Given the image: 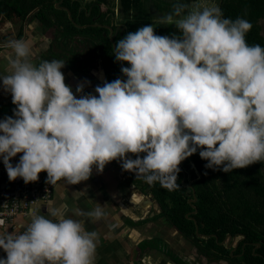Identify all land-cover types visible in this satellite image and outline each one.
<instances>
[{"label":"clouds","instance_id":"9594fccd","mask_svg":"<svg viewBox=\"0 0 264 264\" xmlns=\"http://www.w3.org/2000/svg\"><path fill=\"white\" fill-rule=\"evenodd\" d=\"M158 22L179 35H156L152 24L128 32L114 48L116 61L130 65L121 68L126 80L97 85L98 96L84 93L86 81L77 98L64 61L35 64L24 39L6 42L0 81L16 108L0 120V158L10 181L46 172L52 186L77 185L118 160L173 189L180 163L198 149L206 168L225 173L264 162V47L247 43L252 24L202 0L178 2ZM42 204L24 231L0 234V264H94L98 234L61 208L46 204L41 214ZM104 215L101 207L80 213L91 222Z\"/></svg>","mask_w":264,"mask_h":264},{"label":"trees","instance_id":"16d2710c","mask_svg":"<svg viewBox=\"0 0 264 264\" xmlns=\"http://www.w3.org/2000/svg\"><path fill=\"white\" fill-rule=\"evenodd\" d=\"M60 1L0 0V22L3 19L21 20L19 36L24 35L25 27L34 20L39 21L44 31L53 30L58 53L52 52L40 62L58 57L69 63L74 70L87 74L88 65L99 58L107 82L119 78V62L114 56L109 29L104 26H113L117 21L115 0H64L60 5L63 8H58L56 5ZM118 7L120 19L126 27L124 36L151 24L148 12L142 10V0H118ZM219 7L224 18L235 20L242 17L248 20L252 28L246 34L247 43L264 47L260 25L264 19V0H219ZM154 28L156 35L172 36L167 25L159 24ZM119 39H122L120 34L115 41ZM79 47L88 50L89 56H94L82 60L78 67L75 51ZM122 63L130 67L127 62ZM123 80H126L125 76ZM12 105L14 113L16 105ZM140 155L143 157L145 154ZM181 163L192 174L189 178L188 172L179 166V187L173 189L164 188L159 182L148 184L131 172L138 184L156 199L161 210L159 217L165 218L184 238L196 244L208 259L222 258L230 264H264V162L225 173L221 169L206 168L208 162L200 158L198 149ZM184 173V184H189L191 177L196 179L192 187L182 183ZM194 199L196 201L192 202V206L189 200ZM197 227L198 233L207 237L203 243H199L201 238L196 234ZM229 235L242 239L233 252L223 244ZM170 256L177 264H184L176 254L170 253Z\"/></svg>","mask_w":264,"mask_h":264},{"label":"crops","instance_id":"0c3cea01","mask_svg":"<svg viewBox=\"0 0 264 264\" xmlns=\"http://www.w3.org/2000/svg\"><path fill=\"white\" fill-rule=\"evenodd\" d=\"M115 3L118 7V0ZM21 27L22 21L19 19H3L0 22V74L8 71L7 56L11 54V50L5 45L11 39H24L28 43L31 60L35 64L52 52L58 53L53 30L44 31L39 21L34 20L25 27L24 35L19 36ZM93 56L92 54L91 57ZM80 59H76L77 66L82 60H87ZM55 60L61 61L58 57ZM65 63L61 71L65 76V83L72 88L73 93L76 94L78 84L87 81L89 83H85L84 93L98 96L95 87L102 86L107 81L99 58L88 65L87 74L74 70L69 63ZM76 95L79 98V94ZM12 107L11 94L3 89L0 81V120L14 116ZM128 155L133 159L132 154ZM121 163L118 160L108 163L102 173L93 167L90 178L77 185L59 181L60 186L54 187L52 199L42 204L41 214L47 215V205H50L66 210L73 219H83L86 230L98 234L94 264H177L170 253L178 249L170 241H188L165 218L159 217L161 210L154 196L138 184L131 172L124 171ZM96 207H101L105 212L100 221L91 222L80 217L81 212L91 211ZM30 220L29 215L18 218L17 223L23 225ZM160 226L161 229H158ZM11 231L8 226L6 233H13ZM0 258H6L1 250Z\"/></svg>","mask_w":264,"mask_h":264},{"label":"built area","instance_id":"2783aa9c","mask_svg":"<svg viewBox=\"0 0 264 264\" xmlns=\"http://www.w3.org/2000/svg\"><path fill=\"white\" fill-rule=\"evenodd\" d=\"M21 155L17 154L10 162L15 166ZM46 180L47 173L41 172L36 182L25 184L21 178L10 181L0 158V234L6 233L8 226L14 234L24 231L30 222L20 225L17 219L26 218L37 204L52 199L55 186L46 183ZM0 250L6 256L4 250Z\"/></svg>","mask_w":264,"mask_h":264},{"label":"rangeland","instance_id":"374dc122","mask_svg":"<svg viewBox=\"0 0 264 264\" xmlns=\"http://www.w3.org/2000/svg\"><path fill=\"white\" fill-rule=\"evenodd\" d=\"M187 3L183 0H142V10H145L146 12H148V16L151 19V24L156 27L157 25H159L160 23L159 18L170 13L172 11L173 5L176 3ZM203 3L206 4H217L219 6V0H202ZM117 12V11H116ZM121 17H119L120 19ZM121 20V19H120ZM260 25H261V34L264 37V19H262L260 21ZM168 29L170 30V32L172 33V35H179L178 30L175 28L174 25H167ZM87 49V48H86ZM83 51L78 50V54L77 57L79 60H81L80 58H84V59H88L89 57H91L92 55L89 56L88 54V50L82 49ZM98 74V73H97ZM100 75V74H98ZM191 185V184H190ZM158 229H161V226L158 227ZM160 234H162L160 232ZM180 240H172L170 241L171 244H176V247L178 249L177 253L182 257V258H187L190 257L192 255V250L190 244H188V242H179ZM237 241V240H236ZM235 241V242H236ZM239 241V239H238ZM235 242L233 244H235ZM232 244V245H233ZM174 250V253H176V251ZM200 255V254H199ZM193 258L197 260H202V264H212L210 262H208L206 259H204L201 256H196L195 254L192 255ZM215 264V263H214ZM226 264V263H223Z\"/></svg>","mask_w":264,"mask_h":264},{"label":"flooded vegetation","instance_id":"af4514ba","mask_svg":"<svg viewBox=\"0 0 264 264\" xmlns=\"http://www.w3.org/2000/svg\"><path fill=\"white\" fill-rule=\"evenodd\" d=\"M117 11V12H116ZM115 16H116V19H117V21H115L114 22V25L113 26H111V25H104L107 29H109V38L112 40V42H113V47L115 48V45H116V41H115V38L116 37H118V35L120 34L121 35V38H123L124 37V32H125V29H126V27H125V25H123V23H122V21L119 19V17H120V10H119V7H116L115 8ZM110 29H112L113 30V33H112V35H110L111 33H110ZM80 48V47H79ZM81 49V50H80ZM80 49H76V52L78 51V50H80V51H83L82 49H83V47H81ZM77 54V53H76ZM122 67H126V66H123V63L121 62V64H120V62H119V70H120V74H121V68ZM123 77H124V75H123ZM123 77H122V79H123ZM119 78H120V75H119ZM180 167H181V169H184V171L185 172H188V177H189V175L190 174H192L191 173V170L190 169H188L187 167H184V165L182 164V163H180V165H179ZM193 170H194V172L195 173H197L196 172V169L193 167ZM185 174L186 173H184V179H183V181H182V183L184 184L185 183ZM192 176V175H191ZM190 178V177H189ZM190 180V179H189ZM196 179H192V177H191V180L189 181L190 183L189 184H184L185 186H187V187H192V184L194 183V181H195ZM191 184V185H190ZM189 202L191 203V205L193 206V201L192 200H189ZM191 218V217H190ZM198 232H199V230H198ZM197 232V229H196V234L198 235V236H200L199 238H201V240H200V242L199 243H203V239H206L207 237L205 236V235H200L199 233ZM180 233V232H179ZM181 234V233H180ZM182 235V234H181ZM183 236V235H182ZM184 237V236H183ZM235 238V239H234ZM238 239H239V241H238ZM185 240L186 241H188V244H190V246H191V249H194V250H192V255L193 254H195L196 256H201V257H203L204 259H206L208 262H210V263H212V264H223V263H226V264H230V262L229 261H227V260H225V259H222V258H220V259H216V258H207L206 256H204L200 251H199V248H198V246L196 245V244H194V243H192V242H190L189 240H187L186 238H185ZM237 240V241H236ZM242 239L241 238H239V237H232V239H230L229 238V236L227 237V239L223 242V244H225V246L227 247V248H229V249H232V252L234 251V250H236L237 249V247H238V245H239V242L241 241ZM236 241V242H235ZM235 242V244H233ZM233 244V245H232ZM200 254V255H199ZM176 255L178 256V257H180L179 255H178V253H177V251H176ZM192 255L190 256V257H187V258H182V257H180L183 261H184V264H202L203 262H202V260H200V258H199V260H197L196 261V259L195 258H193L192 257Z\"/></svg>","mask_w":264,"mask_h":264},{"label":"water","instance_id":"95a60500","mask_svg":"<svg viewBox=\"0 0 264 264\" xmlns=\"http://www.w3.org/2000/svg\"><path fill=\"white\" fill-rule=\"evenodd\" d=\"M64 0H61L57 5H56V7H58V8H63V7H60V5H61V3L63 2ZM91 1V0H90ZM68 14H69V17L72 19V16H71V13L70 12H68ZM111 31H110V35H112V33H113V30L112 29H110ZM120 64H121V62H120ZM122 77H123V73L121 72V74H120V79H122ZM123 80V79H122ZM193 202H195L196 201V199H194V200H192ZM197 232H198V227H197ZM229 238L230 239H232V236H230L229 235ZM235 239V238H234Z\"/></svg>","mask_w":264,"mask_h":264}]
</instances>
